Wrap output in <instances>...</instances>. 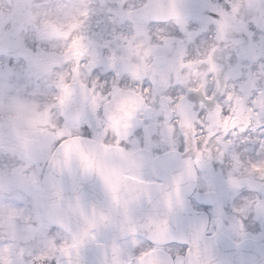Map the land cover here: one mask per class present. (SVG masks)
<instances>
[{"label": "clouds", "instance_id": "clouds-1", "mask_svg": "<svg viewBox=\"0 0 264 264\" xmlns=\"http://www.w3.org/2000/svg\"><path fill=\"white\" fill-rule=\"evenodd\" d=\"M0 8L18 9L15 17H9L7 11L0 17V249L11 246L14 264H20L15 254L21 248L25 249L24 264L49 262L33 259L45 251L38 239L26 241L12 237L8 210L24 209L14 221L17 231L24 234L23 217L39 215L43 218L57 203L63 207L67 202L63 197L73 195L68 175L61 177L50 167L53 157L62 159L60 144L69 134L88 140L93 133L97 138L103 136L105 143L114 142V132L111 128L105 132V128L108 116L116 112L125 98L135 100L140 107L132 120L131 134L127 140H121L122 146L130 150L137 139L142 146L144 125L149 126L153 140L159 144L160 132L167 120L172 125V139L180 144L181 152L187 134L189 151L182 159H195L191 151L193 140L201 150H210V160L209 153H205V166L193 165L197 179L190 182L193 191L187 194V199L194 205L197 194L207 199L204 193L213 192L211 198L226 204L223 227L216 240H200L193 245L198 227V222L194 224V221L198 218L190 210L176 209L169 217V238L155 244L146 232H138L142 247H158L163 264H169V260L176 264L177 255L183 264H264V226L254 219L253 213L245 222L247 235L241 237L239 226L232 227L235 221L226 203L234 195L227 183L229 171L243 182L241 191L254 200L253 207L257 199L264 202V178L246 170L248 159L253 162L264 159V151H259L258 143H242L245 136L251 141L258 137L264 139L262 130L252 131L257 117L248 111L250 107H258L253 105V100L260 98L258 93L264 90V0H0ZM173 8L181 17H187L190 31L205 25L207 30L200 31L190 42L180 31L177 19L170 14ZM83 12L88 13L87 19L80 15ZM24 16H29L28 22H24ZM73 17L83 24L69 30ZM208 17L224 23L223 40L216 39V25L208 23ZM53 24L61 33L69 34H56ZM77 35L84 37L81 43L87 49L79 61V80L86 88L81 90L79 83L74 84V103L66 110L67 115H62L54 99L59 94L58 74L67 73L65 82L72 83L71 69L76 61L66 59L63 52ZM210 45H216L212 54L215 70H210L206 62ZM25 50L51 55L39 62L28 57ZM196 60L202 62L189 66ZM105 68H108L105 78L109 83L104 90L97 88L100 95L93 112L96 93L91 91V82ZM137 90L138 94L134 95ZM206 93L213 98L201 108L199 101ZM228 93L232 95L230 101ZM181 96L184 99H180ZM192 97H196V101ZM217 104L222 106L218 119ZM46 110L48 123L33 124L36 114ZM226 112L234 118L239 113L240 120L227 132ZM245 116L250 118L246 132L233 136V131L239 132L244 126ZM261 118L264 119V113ZM185 119L191 127L183 123ZM58 131H64L65 135L57 136ZM163 131L167 138V129ZM96 147L98 153H102ZM167 147L166 143L160 144L153 152L166 151ZM245 147L252 150L245 153ZM218 149L225 152L223 163L217 159ZM233 152L242 154L239 169L232 168ZM106 158L112 159V155ZM178 163L171 160L167 168L157 165L156 172L162 178L176 171ZM143 171L145 179L156 178L150 167ZM248 181L253 187L249 188ZM98 209L108 210L107 196L106 203ZM156 212L163 213L166 209ZM150 213L153 210L145 203L143 207H133L130 215L133 221L140 223ZM114 215L119 222L123 219V209H117ZM208 229L206 236L217 230L211 217ZM63 235L65 233L60 232L57 243ZM114 235L118 237V231L109 228L101 239L110 244ZM117 242L123 245L125 241L118 239Z\"/></svg>", "mask_w": 264, "mask_h": 264}, {"label": "snow or ice", "instance_id": "snow-or-ice-1", "mask_svg": "<svg viewBox=\"0 0 264 264\" xmlns=\"http://www.w3.org/2000/svg\"><path fill=\"white\" fill-rule=\"evenodd\" d=\"M177 19L180 25V31L191 42L195 39L198 32L206 31L205 25L201 29L195 31L189 30V21L187 17H181L180 13L173 8L170 13ZM85 19L88 17L87 12L80 13ZM224 15V13H221ZM208 23L216 25V39H224L225 25L222 21L207 18ZM83 24V21L77 20L73 17L72 22L68 25L69 30L78 29ZM56 34H62L67 36L69 33H61L59 28L52 25ZM84 39L83 36L77 35L72 38L71 44L64 49L63 55L66 59H73L76 63L73 65L71 71L73 73L72 83H66L65 79L67 73L58 74L59 80L57 87L59 94L54 97L57 101L62 115H67L66 110H70L74 103V84L79 83L81 90L86 88L84 82L79 80V68L80 58L85 54L87 49L81 43ZM216 51V45H210V51L208 52L206 62L210 65V70H215V65L212 64V54ZM51 54L44 52L33 53L28 51V57L42 62V58ZM202 61L196 60L190 62L201 63ZM108 72V68H105L101 73L97 74L91 82V91L96 93L93 97V112L96 111V98L100 93L97 92V88L104 90L109 81L105 78V74ZM115 78L112 80V85L115 86ZM144 92L147 93L148 89L145 88ZM138 94V90L137 93ZM260 98L253 100V105L258 107H250L249 113L254 114L257 117L256 123L252 127V131L256 132L257 129L262 130L264 134V119L261 118V113H264V90H260L258 93ZM211 94H205L203 100H200L201 108L205 107V102L212 99ZM180 99H184L183 96ZM196 101V97L191 98ZM227 99H232L231 93H228ZM140 105L131 98H125L122 100L115 113L108 116V125L105 128H111L115 134L116 139L114 142H103V136L97 138V134L93 133L92 139L85 140L83 137L71 136L64 140L60 144V150H62V159H56L53 157L50 162V167L53 171L57 172L61 177L67 173L68 176L73 178L74 184L78 179H86L95 177L99 180L102 188L108 198V210H98L96 204L85 203L83 197L80 195L77 189H73V195L67 199L64 209L63 218L56 220L51 216L48 218L46 224L42 223L41 236L43 237V245L45 251L39 255L33 257L34 260L49 264H87L84 258V251L90 246H95L98 253L97 264H163L158 253L160 249L158 247H142V241L137 239V234L147 233L148 239L152 240L155 244H160L170 235L169 217L174 213L176 209L181 212L190 210V202L187 201V192L184 190L191 181L197 179L195 169L193 165L205 166V153H209L208 159H211L210 150L205 148L201 150L198 147L196 140L192 141L191 151L195 153V159L191 157L182 159L184 153L189 151L188 137L185 134L183 152H181L180 144L172 139V125L164 122L163 128L167 129L168 136L165 138L163 128L160 132L159 144L153 140V133L149 131V126L144 125L143 145L141 146V140L137 139L133 141L135 147L132 149H125L121 140H127V137L131 134V130L134 125L132 120L135 117ZM222 106L217 104L216 106V118H219ZM122 113V115H121ZM42 117V118H41ZM47 110L40 114H36V119L33 124L48 123ZM99 121V117H97ZM240 122L239 113L237 117H230L228 113H225L224 127L225 131L229 128H234L236 124ZM88 123V121H84ZM187 127H191V124L187 119L183 122ZM244 126L239 129V132L233 131L232 135L237 136L241 133H245L249 124L250 118L245 116L243 118ZM77 127L80 124L77 123ZM56 127V125H52ZM88 127L91 128V124L88 123ZM64 131H58L57 136H64ZM258 143L259 151H264V139L257 138L255 141H251L248 137L242 139V143L247 145L248 143ZM167 144V150L163 151L162 155H156L153 152L154 148L159 147L160 144ZM232 143L231 140L228 141ZM91 145L92 147H89ZM102 150V153H98L97 147ZM252 149L244 148V152H249ZM219 155L217 159L220 163L224 162L225 152L217 150ZM109 154L112 155V159L106 158ZM241 153L233 152L231 156V163L233 169H239L242 165ZM171 160L178 161L177 170L169 172L168 175L160 177V174L156 172V167L159 165L162 168H167ZM75 165V167H74ZM150 167L153 175L158 176L160 181L157 183L153 179L144 178V168ZM211 170V169H210ZM250 174L258 173L264 178V159H259L255 162L248 159V168L246 169ZM227 183L232 189L234 195L231 198V212L233 214L232 219L235 223L232 225L235 228L237 225L240 229L241 237H245V222L249 219V216L254 213V219L260 221L264 226V202L255 200V206L253 207L254 200L250 198L246 193L241 191L243 182L232 175L229 171L227 176ZM249 188L253 187L251 181H248ZM214 195L213 192L204 193L206 200L212 205L211 220L216 225L217 230L212 231L210 236H206L209 231V217L198 216L193 213V216L198 218V221H194V224L198 222L196 227L192 244L195 245L200 240H216L219 235V230L223 227V219L225 213V202L219 199L211 198ZM199 196V194H198ZM200 197V196H199ZM147 204L153 210L146 216L143 222L137 223L133 221L130 212L133 207H143ZM166 209V212L158 213V209ZM117 209H123V219L117 222L115 218V211ZM24 209L15 210L10 215H21ZM58 224L57 227L53 225ZM53 228L58 231L53 232ZM109 228L114 231H118L119 236H113L111 243H105L101 241V236ZM60 232L65 233L60 242H56L57 236ZM130 237L131 239H126ZM118 239H123L125 242L123 245L118 243ZM25 249L21 248L16 257L20 264H24ZM31 256V251L28 252ZM0 264H14L13 253L11 246H4L0 249ZM31 264V261L28 262ZM171 264V260H169ZM176 264H183L182 258L177 255Z\"/></svg>", "mask_w": 264, "mask_h": 264}, {"label": "flooded vegetation", "instance_id": "flooded-vegetation-1", "mask_svg": "<svg viewBox=\"0 0 264 264\" xmlns=\"http://www.w3.org/2000/svg\"><path fill=\"white\" fill-rule=\"evenodd\" d=\"M7 10H5L6 12ZM18 14V9L13 8L11 11H7V15L9 17H15ZM29 16H24L23 20L24 22L29 21ZM195 23V22H194ZM57 26V25H56ZM54 30V29H53ZM192 31L197 30L196 28L191 29ZM200 32H198L197 35H199ZM25 53H28L27 50H25ZM250 139V138H249ZM258 151V149H257ZM156 155H162L163 152H156ZM157 183L161 182L159 177L156 176V178H153ZM78 186L77 190L79 191L80 195L83 197L84 201L87 202V204H96L97 207L102 206V202L106 201V195L105 192L102 188V185L100 184L99 180L95 177L92 178H86V179H80L78 180ZM188 194H191L193 191V188L191 184L187 185L186 188L184 189ZM73 193V191H71ZM39 201V197L37 198ZM188 202H190L187 199ZM227 206H231V198H228L227 200ZM226 206V204H225ZM190 208L191 212L198 215V216H205V217H211V209L212 205L208 203L206 200L201 199L198 194L195 196V204L192 205L190 202ZM99 210V209H98ZM57 213H64L58 211ZM21 215H15V216H10L8 219L10 228H11V233L13 238H19L23 240H32V239H38L41 243H43V237L41 236L42 228L41 224L44 223L46 224L47 222L37 215L36 217H30V216H25L23 217L24 220V227L22 229V232L24 234H21L17 231V226L15 224V218L19 217ZM33 220L35 221L33 223ZM53 227L58 228V224L53 225ZM103 242V240L101 239ZM84 258L87 262V264H97V261L99 259L97 250L95 246H90L87 248V251L85 250L84 253Z\"/></svg>", "mask_w": 264, "mask_h": 264}, {"label": "water", "instance_id": "water-1", "mask_svg": "<svg viewBox=\"0 0 264 264\" xmlns=\"http://www.w3.org/2000/svg\"><path fill=\"white\" fill-rule=\"evenodd\" d=\"M68 182H69V183H68L69 186H71V187L74 186V181H73V180H70V181H68ZM70 184H71V185H70ZM55 211H57V209H56V205H55L54 210H53L52 212H50V213H48L46 216H44L45 219L48 220L49 216H51L53 219H56V220L62 219L63 216L61 215L60 217H58L57 214L55 213Z\"/></svg>", "mask_w": 264, "mask_h": 264}, {"label": "rangeland", "instance_id": "rangeland-1", "mask_svg": "<svg viewBox=\"0 0 264 264\" xmlns=\"http://www.w3.org/2000/svg\"><path fill=\"white\" fill-rule=\"evenodd\" d=\"M5 15V10L4 9H2V8H0V17H2V16H4ZM16 209H9L8 210V212H7V218H9L10 216H12V215H10V213H12L13 211H15ZM13 216H15V215H13Z\"/></svg>", "mask_w": 264, "mask_h": 264}]
</instances>
